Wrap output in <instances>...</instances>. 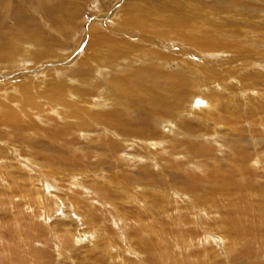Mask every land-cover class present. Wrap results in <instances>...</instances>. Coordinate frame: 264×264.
Here are the masks:
<instances>
[{"label": "rangeland", "instance_id": "374dc122", "mask_svg": "<svg viewBox=\"0 0 264 264\" xmlns=\"http://www.w3.org/2000/svg\"><path fill=\"white\" fill-rule=\"evenodd\" d=\"M0 31V264H264V0H0Z\"/></svg>", "mask_w": 264, "mask_h": 264}, {"label": "bare ground", "instance_id": "6f19581e", "mask_svg": "<svg viewBox=\"0 0 264 264\" xmlns=\"http://www.w3.org/2000/svg\"><path fill=\"white\" fill-rule=\"evenodd\" d=\"M160 6V5H159ZM167 7V6H166ZM240 7V6H239ZM56 8H58V7H56ZM163 9V8H162ZM57 9H55V11H56ZM61 10V9H60ZM175 12V11H174ZM50 13V12H49ZM55 13H60V11H57V12H55ZM54 13V14H55ZM62 14V13H61ZM53 15V14H52ZM63 15H65V14H63ZM162 16V15H161ZM13 18H16L15 20H16V22H17V24H16V26L18 27V28H16V31L18 32H16L15 34H14V37H15V39H21L20 37V35L21 34H19L20 32V29H21V25H23V22L22 21H19V19H20V17H18V16H14ZM65 18V17H64ZM175 18H177V17H175V16H173V17H170L169 19H168V21H170V19H172L170 22H177V21H180L178 18L177 19H175ZM55 19V18H54ZM67 21V20H66ZM164 22V21H163ZM166 22V21H165ZM181 23V22H180ZM24 26V25H23ZM26 26V25H25ZM30 26H28V28H29ZM10 27H8L7 26V30H5L6 31V33L7 34H9L10 33V35H11V32H12V30H14L13 28H14V26H13V28L11 29H9ZM34 29V28H33ZM38 30V29H37ZM28 31V30H27ZM26 31V32H27ZM34 32V31H33ZM5 32L4 31H0V56H4V55H10L11 53H12V49H14V48H12V45H10V47L8 46L7 48H3L2 47V44H4V40L3 39H5ZM41 35V34H40ZM39 34H36V35H29V40H33V41H37V43H40V44H44V43H42V42H40L38 39H39V36H40ZM8 36V35H7ZM12 36V35H11ZM122 36V35H121ZM24 37V36H23ZM22 37V38H23ZM26 37V36H25ZM7 40L5 39V42H6ZM149 41V40H148ZM8 42H9V38H8ZM14 43V42H13ZM36 43V42H35ZM154 43V42H153ZM160 43V42H159ZM6 44V43H5ZM32 45V44H31ZM14 46V45H13ZM25 46V45H24ZM155 46V45H154ZM215 47H217V48H215ZM25 48V47H24ZM226 48V47H225ZM167 49V48H166ZM165 49V50H166ZM205 51H207V52H212V53H210V54H214V51L215 50H217L218 51V46L216 45V43H214V42H207V45H205L204 46V48H203ZM221 52H224V51H221ZM193 53V52H192ZM205 53V52H204ZM217 53V52H216ZM218 53H219V51H218ZM188 54V53H187ZM196 55V54H195ZM204 55H206V54H204ZM34 56V55H33ZM197 56H199V55H197ZM212 56V57H211ZM5 57V56H4ZM4 57H2V58H4ZM36 57V56H35ZM155 57V56H154ZM200 57V56H199ZM205 57V56H204ZM32 58H34V57H32ZM39 58V57H38ZM172 58V57H171ZM209 58H212L213 59V55H209V57H208V59ZM11 59H12V57H11ZM36 59V58H35ZM158 59V58H157ZM166 59V58H165ZM23 60V59H22ZM29 60V59H28ZM32 60H34V59H32ZM15 61V60H14ZM18 61V60H17ZM20 61V60H19ZM11 62V61H10ZM21 62H23V61H21ZM21 62H19V63H21ZM23 64V63H22ZM19 65V64H18ZM29 65V64H28ZM10 66V65H9ZM20 66V65H19ZM22 66V65H21ZM1 67V66H0ZM7 67V66H6ZM12 67H13V65H12ZM30 67V66H29ZM146 69H141L140 71H139V74H144V73H146V71H145ZM26 74V73H25ZM16 77V76H15ZM163 75L162 74H160V73H158V72H155V74L153 75V76H150V73H148V78H149V83H151V82H155V85H157L158 87L160 86V87H162V88H169V87H174L173 85H174V83H172V81H173V79H169V78H166V79H164L163 80ZM165 77H170V76H165ZM176 78L177 79H174V80H179L178 78V76H176ZM17 79V78H16ZM15 80V79H14ZM182 80V79H181ZM164 82V83H163ZM182 83V82H181ZM155 85H153V86H155ZM164 86V87H163ZM159 87V88H160ZM178 88V87H177ZM30 90V89H29ZM163 90V89H162ZM179 90V89H178ZM27 91V90H26ZM152 91V90H151ZM171 91V90H170ZM170 91H169V93H170ZM161 92V91H160ZM167 93V92H166ZM55 94V93H54ZM53 95V94H52ZM59 96V95H58ZM61 97V96H60ZM51 98H52V96H51ZM166 101V100H165ZM180 102V101H179ZM32 105V104H31ZM17 106V105H16ZM216 118V117H215ZM171 129H169V131H170ZM172 131H174V130H172ZM166 134V133H165ZM169 136V135H168ZM164 137V136H163ZM205 137H206V135H205ZM166 138V137H165ZM202 138V137H201ZM161 139H162V137H161ZM213 140V139H212ZM163 141V140H162ZM155 145V144H154ZM174 149V148H173ZM174 155V154H173ZM174 157V156H173ZM16 197V196H15ZM27 198V197H26ZM15 199V198H14ZM165 199V198H164ZM27 200V199H26ZM33 200V199H32ZM12 201V200H11ZM15 201V200H14ZM25 201V200H24ZM16 202V201H15ZM60 202V201H59ZM58 202V203H59ZM57 203V204H58ZM76 204V203H75ZM75 204H74V206H75ZM69 205V204H68ZM65 206V205H64ZM70 207V206H69ZM54 208H55V206H54ZM199 209V208H198ZM67 211V210H66ZM69 212V211H68ZM207 214V213H206ZM168 216V215H167ZM215 216V215H214ZM169 217V216H168ZM184 218V217H183ZM180 219V218H179ZM194 219V218H193ZM183 221L185 220V219H182ZM195 220V219H194ZM72 221V220H71ZM180 221H181V219H180ZM79 222H80V220H79ZM182 222V221H181ZM189 222V221H188ZM190 223H192V221L190 222ZM185 224H188V223H185ZM202 224V223H201ZM91 225V224H90ZM181 225V224H180ZM189 225V224H188ZM191 225V224H190ZM178 226V225H177ZM204 226V225H203ZM208 226V225H207ZM201 227V226H200ZM211 227V226H210ZM178 228V227H177ZM180 229H181V227H179ZM205 229V228H204ZM210 230V229H209ZM97 231V230H96ZM82 234H84V233H82ZM225 234V233H224ZM75 235V234H74ZM81 238V235H79L78 236V238ZM101 237V236H100ZM61 238V237H60ZM61 240V239H60ZM229 240V239H228ZM219 241V240H218ZM233 241H235V240H233ZM185 242V241H184ZM194 242V241H193ZM223 242V241H222ZM229 242V241H228ZM232 242V241H231ZM237 242V241H236ZM199 243H200V241H199ZM181 244V243H180ZM179 244V245H180ZM187 244V243H186ZM194 245H195V243H193ZM202 244V243H201ZM200 244V245H201ZM223 244V243H222ZM230 244V243H229ZM184 245V244H183ZM190 245H192L191 243H190ZM194 245H192L193 247H195ZM198 246V245H197ZM184 247V246H183ZM187 247V246H186ZM186 247H184V248H186ZM182 249V248H181ZM184 250V249H183ZM188 250H189V248H188ZM187 250V251H188Z\"/></svg>", "mask_w": 264, "mask_h": 264}]
</instances>
